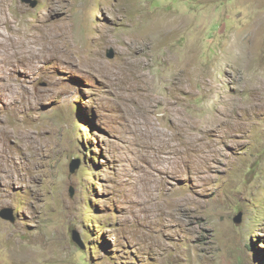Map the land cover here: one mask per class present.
I'll return each instance as SVG.
<instances>
[{"label":"rangeland","instance_id":"374dc122","mask_svg":"<svg viewBox=\"0 0 264 264\" xmlns=\"http://www.w3.org/2000/svg\"><path fill=\"white\" fill-rule=\"evenodd\" d=\"M38 2L0 0V264H264V0Z\"/></svg>","mask_w":264,"mask_h":264},{"label":"water","instance_id":"95a60500","mask_svg":"<svg viewBox=\"0 0 264 264\" xmlns=\"http://www.w3.org/2000/svg\"><path fill=\"white\" fill-rule=\"evenodd\" d=\"M21 1H23L24 3L30 4L34 8L37 7V5H38V1L37 0H21ZM113 57H114V53H111L109 55V58H113ZM78 167H79V162H78V164L75 167L72 166L70 168L71 173H73L76 169H78ZM0 217L3 220H5V221H9L10 223H15L16 222V218H15V216L13 214V211H11L10 209H5L4 211H2L0 213ZM240 221H241V219L236 220L235 222L236 223H240ZM72 239H73V241L75 243H77L78 245H81L80 238H79V235L78 234L73 233Z\"/></svg>","mask_w":264,"mask_h":264},{"label":"bare ground","instance_id":"6f19581e","mask_svg":"<svg viewBox=\"0 0 264 264\" xmlns=\"http://www.w3.org/2000/svg\"><path fill=\"white\" fill-rule=\"evenodd\" d=\"M50 31H51V30H50ZM47 33H48V32H47ZM54 33H55V32H54ZM44 35H45V34H44ZM52 35H53V32H52ZM54 35H56V34H54ZM54 35H53V36H54ZM51 37H52V36H51ZM55 37H56V36H55ZM1 40H2V39H1ZM57 42H58V41H57ZM47 45H48V44H47ZM47 45H46V46H47ZM210 121H211V120H210ZM210 123H211V122H210ZM6 130H7V129H6ZM1 133H2V132H1ZM2 135H3V134H2ZM192 135H193V134H192ZM0 138H1V137H0ZM178 205H179V204H178Z\"/></svg>","mask_w":264,"mask_h":264},{"label":"clouds","instance_id":"9594fccd","mask_svg":"<svg viewBox=\"0 0 264 264\" xmlns=\"http://www.w3.org/2000/svg\"><path fill=\"white\" fill-rule=\"evenodd\" d=\"M38 1V0H37ZM38 4H39V2H38ZM38 6V5H37ZM36 8V7H35Z\"/></svg>","mask_w":264,"mask_h":264}]
</instances>
